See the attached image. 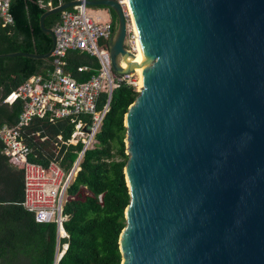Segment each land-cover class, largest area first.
<instances>
[{
  "label": "water",
  "instance_id": "obj_1",
  "mask_svg": "<svg viewBox=\"0 0 264 264\" xmlns=\"http://www.w3.org/2000/svg\"><path fill=\"white\" fill-rule=\"evenodd\" d=\"M80 0L60 2L47 16ZM109 43L135 72L118 0ZM148 66L125 115L121 264H264V0H129ZM2 56V55H0Z\"/></svg>",
  "mask_w": 264,
  "mask_h": 264
},
{
  "label": "trees",
  "instance_id": "obj_2",
  "mask_svg": "<svg viewBox=\"0 0 264 264\" xmlns=\"http://www.w3.org/2000/svg\"><path fill=\"white\" fill-rule=\"evenodd\" d=\"M61 1L71 0H13L11 3L14 24L0 31V124H15L23 109L21 100L9 105L3 103V98L31 75L45 72L52 66V57L7 54L48 52L52 47V36L42 29L40 19L49 9L48 2L57 6ZM109 11L117 28L116 13L112 9ZM60 17L61 12L47 16L46 26L53 28ZM83 65L88 69L80 70ZM98 67L97 58L87 52L71 50L67 55L66 70L79 81L89 79ZM138 94L136 86L125 82L112 94L109 110L97 135L98 144L86 151L82 168L68 189L69 196L73 197L64 206L65 213L69 214L64 225L70 238L66 239L69 246L59 264L122 263L119 239L126 226L125 210L130 203L124 172L129 158L125 115ZM106 101L107 94L102 93L98 107ZM31 128L54 139L60 133L68 138L74 125L66 119L50 122L47 118H35ZM27 140L34 148L30 160L45 162L39 153L53 154L49 139L44 142ZM81 147V143L69 145L68 160H74ZM23 199V169L9 162L0 144V264H52L56 224L36 222L33 213L22 204Z\"/></svg>",
  "mask_w": 264,
  "mask_h": 264
},
{
  "label": "built area",
  "instance_id": "obj_3",
  "mask_svg": "<svg viewBox=\"0 0 264 264\" xmlns=\"http://www.w3.org/2000/svg\"><path fill=\"white\" fill-rule=\"evenodd\" d=\"M13 0H0V31L14 24L11 12ZM61 11L60 20L54 25L55 45L52 52V66L45 72H38L28 77L19 87L9 92L3 103L9 105L16 101L23 102V109L15 124H0V144L2 153L14 166L24 172V199L22 204L33 213L38 223L56 224L55 255L52 264H59L65 254L70 238L65 228L69 214L64 206L69 198L68 189L82 168L87 150L98 144L100 132L114 90L122 83L137 86L132 80V73L118 74L114 71L109 50V43L116 27L108 8H102L106 14L88 9L86 0ZM128 18L126 0H118ZM62 2V1H61ZM49 8L54 7L48 2ZM99 12V11H97ZM128 20V19H127ZM128 47L136 52V34L128 24ZM71 50L87 52L95 56L99 67L89 79L79 81L66 70L67 55ZM80 70H87L83 65ZM102 93L107 94L106 103L99 108ZM35 118H47L50 122L66 119L74 125L68 138L60 133L54 139L42 135L40 130L30 127ZM27 139L44 142L50 140L49 156L40 152L45 162L30 160L34 151ZM82 144L74 160L66 157L69 145ZM38 155V154H36Z\"/></svg>",
  "mask_w": 264,
  "mask_h": 264
},
{
  "label": "bare ground",
  "instance_id": "obj_4",
  "mask_svg": "<svg viewBox=\"0 0 264 264\" xmlns=\"http://www.w3.org/2000/svg\"><path fill=\"white\" fill-rule=\"evenodd\" d=\"M125 7H127V14L130 17V25L132 29L135 31L136 34V45L137 49L133 56H129L125 61L122 62L123 67H128L130 63H137L135 66V74L137 73L139 75V83L141 82L140 75L142 74L143 70L148 66V62L145 59V56L143 54V51L140 47V37H139V31L137 29L135 19L132 13V9L129 3V0L125 1ZM142 87V86H141Z\"/></svg>",
  "mask_w": 264,
  "mask_h": 264
},
{
  "label": "rangeland",
  "instance_id": "obj_5",
  "mask_svg": "<svg viewBox=\"0 0 264 264\" xmlns=\"http://www.w3.org/2000/svg\"><path fill=\"white\" fill-rule=\"evenodd\" d=\"M96 8H98V7L97 6H93V5H88V9H96ZM109 14H110V11H109ZM110 16H111V14H110ZM127 19H128V24L131 23L130 22V17H128ZM128 27H129V25H128ZM126 42H128L127 38H126ZM132 74L133 75H132L131 78H132L133 81L136 82V84H137L136 88L139 91L141 89V86H142V85L140 86V83H139V75L137 73L135 74V72L132 73Z\"/></svg>",
  "mask_w": 264,
  "mask_h": 264
},
{
  "label": "crops",
  "instance_id": "obj_6",
  "mask_svg": "<svg viewBox=\"0 0 264 264\" xmlns=\"http://www.w3.org/2000/svg\"><path fill=\"white\" fill-rule=\"evenodd\" d=\"M98 10H95L96 13L106 14L105 11L102 8H97ZM99 11V12H97Z\"/></svg>",
  "mask_w": 264,
  "mask_h": 264
}]
</instances>
